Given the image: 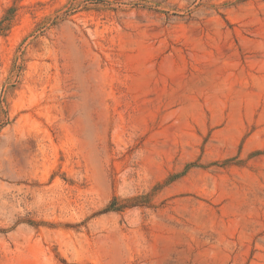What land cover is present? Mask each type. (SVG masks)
<instances>
[{
    "label": "rangeland",
    "instance_id": "374dc122",
    "mask_svg": "<svg viewBox=\"0 0 264 264\" xmlns=\"http://www.w3.org/2000/svg\"><path fill=\"white\" fill-rule=\"evenodd\" d=\"M0 264H264V0H0Z\"/></svg>",
    "mask_w": 264,
    "mask_h": 264
}]
</instances>
